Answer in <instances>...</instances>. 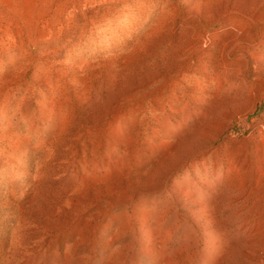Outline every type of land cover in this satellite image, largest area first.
Returning <instances> with one entry per match:
<instances>
[{
  "label": "rangeland",
  "instance_id": "374dc122",
  "mask_svg": "<svg viewBox=\"0 0 264 264\" xmlns=\"http://www.w3.org/2000/svg\"><path fill=\"white\" fill-rule=\"evenodd\" d=\"M0 264H264V0H0Z\"/></svg>",
  "mask_w": 264,
  "mask_h": 264
}]
</instances>
